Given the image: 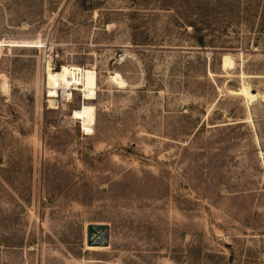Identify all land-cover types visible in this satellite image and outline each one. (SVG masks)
I'll return each instance as SVG.
<instances>
[{"label":"rangeland","instance_id":"obj_1","mask_svg":"<svg viewBox=\"0 0 264 264\" xmlns=\"http://www.w3.org/2000/svg\"><path fill=\"white\" fill-rule=\"evenodd\" d=\"M263 95L264 0H0V264H264Z\"/></svg>","mask_w":264,"mask_h":264},{"label":"bare ground","instance_id":"obj_2","mask_svg":"<svg viewBox=\"0 0 264 264\" xmlns=\"http://www.w3.org/2000/svg\"><path fill=\"white\" fill-rule=\"evenodd\" d=\"M232 65L233 61L231 57L228 54L222 55L221 68L223 70H226L230 67L232 68ZM45 74L46 76L44 77V81L47 93L46 96L48 97L50 107L55 106L53 105V101H55V97L59 96V90L61 91V96L66 101H69L71 99L73 95V90L80 91L82 94V99L84 101H82L83 103H81L78 109H74L70 112L71 117L79 120L81 128L84 132L93 131L92 125L95 120V113L93 106L89 102L96 96V71L94 69L86 68L84 66H79L76 64L61 65L58 71H54L51 68V65L47 62L45 66ZM109 77L110 81L116 83L119 86L127 85L126 80L117 71L112 72ZM232 91L237 92V94L240 93L241 96L243 95V97L246 98L248 103L252 102L253 100L255 101V99L259 95V92L254 91L250 88L249 85L244 83L238 89ZM84 245L85 248L90 249L92 251L95 249L101 250L102 248L104 249L108 246L87 243H85Z\"/></svg>","mask_w":264,"mask_h":264},{"label":"water","instance_id":"obj_3","mask_svg":"<svg viewBox=\"0 0 264 264\" xmlns=\"http://www.w3.org/2000/svg\"><path fill=\"white\" fill-rule=\"evenodd\" d=\"M86 243L96 245L109 244V224L105 222H89L86 225Z\"/></svg>","mask_w":264,"mask_h":264}]
</instances>
